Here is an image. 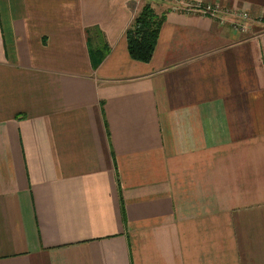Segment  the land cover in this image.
Instances as JSON below:
<instances>
[{
    "label": "crops",
    "instance_id": "obj_1",
    "mask_svg": "<svg viewBox=\"0 0 264 264\" xmlns=\"http://www.w3.org/2000/svg\"><path fill=\"white\" fill-rule=\"evenodd\" d=\"M0 264H264V0H0Z\"/></svg>",
    "mask_w": 264,
    "mask_h": 264
},
{
    "label": "trees",
    "instance_id": "obj_2",
    "mask_svg": "<svg viewBox=\"0 0 264 264\" xmlns=\"http://www.w3.org/2000/svg\"><path fill=\"white\" fill-rule=\"evenodd\" d=\"M164 20V14L157 15L148 3L141 6L125 33L127 52L133 61L148 63L151 60ZM99 34L97 28L87 30L89 42H97L90 51L93 66L100 64L108 53L103 38L96 37Z\"/></svg>",
    "mask_w": 264,
    "mask_h": 264
},
{
    "label": "built area",
    "instance_id": "obj_3",
    "mask_svg": "<svg viewBox=\"0 0 264 264\" xmlns=\"http://www.w3.org/2000/svg\"><path fill=\"white\" fill-rule=\"evenodd\" d=\"M186 9L193 13H198L202 16L209 17L219 24H224L227 17L233 18V28L239 31L245 30V22L247 20V15L238 13L236 11H229L227 9H223L218 5H211V4H189L186 5Z\"/></svg>",
    "mask_w": 264,
    "mask_h": 264
}]
</instances>
